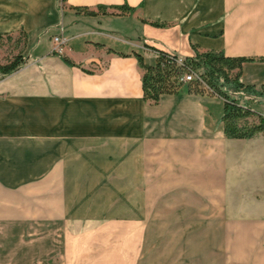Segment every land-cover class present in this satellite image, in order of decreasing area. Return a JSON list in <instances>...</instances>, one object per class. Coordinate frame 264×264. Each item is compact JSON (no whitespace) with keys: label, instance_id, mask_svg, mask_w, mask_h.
I'll return each mask as SVG.
<instances>
[{"label":"crops","instance_id":"crops-1","mask_svg":"<svg viewBox=\"0 0 264 264\" xmlns=\"http://www.w3.org/2000/svg\"><path fill=\"white\" fill-rule=\"evenodd\" d=\"M15 34L0 264H264V135L226 138L209 93L145 101L136 59L195 46L252 59L240 80L264 85V0H0V36Z\"/></svg>","mask_w":264,"mask_h":264},{"label":"trees","instance_id":"trees-1","mask_svg":"<svg viewBox=\"0 0 264 264\" xmlns=\"http://www.w3.org/2000/svg\"><path fill=\"white\" fill-rule=\"evenodd\" d=\"M112 9L120 10V13L124 14L132 11L127 5ZM98 10L104 8L99 6ZM85 13L94 15V12L89 10ZM152 26L163 25L152 23ZM146 47L155 53L156 58L153 64H148L142 56L136 55L142 70L141 85L145 101L156 104L162 95L209 93L223 102L219 122L226 138L251 139L258 133L264 135V115L255 113L252 108L253 104L264 102V85L259 87L246 85L240 80L243 63L252 59L227 57L222 52H200L195 46H192V56L181 58L176 54ZM21 62L22 59L17 56L9 64L0 66V72L3 74L13 72ZM188 74H193L195 80L180 81L183 75ZM252 118H256V122L249 121Z\"/></svg>","mask_w":264,"mask_h":264},{"label":"rangeland","instance_id":"rangeland-1","mask_svg":"<svg viewBox=\"0 0 264 264\" xmlns=\"http://www.w3.org/2000/svg\"><path fill=\"white\" fill-rule=\"evenodd\" d=\"M23 43L21 34L0 36V66L9 64L17 56L23 59Z\"/></svg>","mask_w":264,"mask_h":264},{"label":"built area","instance_id":"built-area-1","mask_svg":"<svg viewBox=\"0 0 264 264\" xmlns=\"http://www.w3.org/2000/svg\"><path fill=\"white\" fill-rule=\"evenodd\" d=\"M52 41H53V44L55 46L54 48V51L55 53L57 54H61L62 53V46L65 42V39L63 38V31L62 29H60L58 35L54 36L52 38ZM181 60L179 59L178 60V63H180ZM195 80V77L193 74H188V75H183L181 78H180V81L182 82H191V81H194Z\"/></svg>","mask_w":264,"mask_h":264}]
</instances>
